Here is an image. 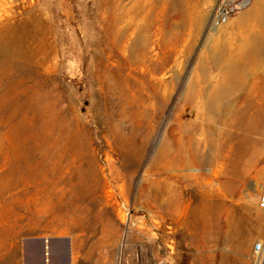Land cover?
Listing matches in <instances>:
<instances>
[{
	"label": "rangeland",
	"instance_id": "374dc122",
	"mask_svg": "<svg viewBox=\"0 0 264 264\" xmlns=\"http://www.w3.org/2000/svg\"><path fill=\"white\" fill-rule=\"evenodd\" d=\"M220 1L0 0L1 33L6 25L19 27L28 19L40 27L42 41L39 69L19 63L12 68L28 86L18 100L9 101L20 113L28 112L26 126L18 120L14 128L23 139L18 148L0 113V232L5 227L12 235L2 264H26L30 256L51 264L43 245L61 238L70 244V264H264V251L254 250L264 243V161L231 166L246 170L228 201L247 244L242 249L207 241L203 226L193 223L203 192L216 194L219 188L214 170L222 163L175 159L201 147L206 129L217 120L208 115L205 102L221 70L246 54L253 40H264V0H252L226 25L214 28ZM260 73L250 88L264 100ZM46 93L63 109L55 110L56 123L68 130L62 138L54 134L60 137L58 150L38 137L50 125L49 110L43 109L48 102H38ZM78 146L86 166V198L39 217L48 195L37 189L52 192L55 201L57 178L27 182L18 177L27 164L44 160L74 173ZM65 147L67 159L57 161L56 153Z\"/></svg>",
	"mask_w": 264,
	"mask_h": 264
},
{
	"label": "bare ground",
	"instance_id": "6f19581e",
	"mask_svg": "<svg viewBox=\"0 0 264 264\" xmlns=\"http://www.w3.org/2000/svg\"><path fill=\"white\" fill-rule=\"evenodd\" d=\"M27 20L26 22L22 21L23 23L21 22L22 24L19 27H17L18 25L13 27L6 25L4 32H0V86H2L3 80H7L4 94L0 96V113L1 116L3 115L4 120L10 123L8 133L14 148L22 145L23 140L22 136L19 133L17 134L14 128L18 124V120L24 123V127L26 126L28 112L20 113V108L11 105L9 101L18 100L20 94L25 93L28 86H24L26 81L20 80L18 74L12 72V68L14 63H19L30 68L39 69L37 58L41 54L40 46L42 41L38 35L40 27L38 28L33 23V20L29 22ZM253 42L251 49L246 54H243L239 60L231 61L225 65V68L221 70L222 75L220 81H218L219 83H217V88L208 96L205 102L208 115L213 119L217 117V120L214 119V125L206 129V138L201 147L187 152L186 155L181 153L175 156L176 161L181 164H185L188 159L193 160L198 165L209 164L212 159L222 163L220 167L214 170V177L218 180L219 188H217L216 194H214V190L203 192L202 203L192 215L194 218L193 223L203 226L207 241L223 240L230 245L236 244L242 249H245L247 244L241 240L239 224L235 217L230 214L232 208L228 201L230 196L237 190L234 183L239 184L242 182L246 170L236 168L231 170V166L233 163L237 164L239 162L258 165L262 160L264 161V100L259 99L257 89L253 90L250 88L252 82L260 79V72L264 73V40H253ZM214 58L221 62L220 55L216 54ZM20 72L22 71L20 70ZM48 73H51V71H48ZM22 86H24V89L21 88ZM55 89V87L52 88V90ZM45 101L49 104L47 103V106L43 109L49 110L47 120L50 125L47 128L42 127L43 130L41 134H38V137L43 141L44 145H54L52 149L58 150L59 138L62 135H67L68 130L63 123L57 124L54 119L55 110L61 109L58 101H55L54 96L51 94H40L38 102ZM60 111H63V109ZM14 121L16 123H13ZM219 125H223L224 128L246 132L232 133L226 130L224 132L220 130V127L218 128ZM57 132L60 133L59 138L54 136ZM204 149L206 150L204 151ZM50 151L48 152L49 156L51 154ZM69 152L70 150L68 151V148L65 147L64 152L56 153L57 158L59 157L57 161L67 159ZM74 152L78 160L74 173L69 171V168L63 166V164L57 163L55 166H50L45 164L44 160V162H36L35 166L27 164L25 171L21 172L22 174L18 177L27 182L31 179L53 182L57 178L54 188L57 187L56 193L59 196H56L57 199L55 201L50 198L52 192L48 194L44 188L37 189L38 193H46L48 195L42 200L39 217H44L48 211L60 210L69 206V203L72 204V202L75 203L86 198V189L88 188L85 187V172L83 171L86 166H83L80 155L82 152L81 146L76 147ZM44 159L49 160L51 158L46 157ZM18 166L23 167V163L18 161ZM9 177H12L11 173H9ZM90 182L92 183V181ZM90 195L92 194L90 193ZM49 200L50 202L48 203ZM220 208L224 209L223 212H220ZM211 229H216V233H212ZM0 236V249H3L12 235L1 233ZM54 250L51 245L48 246L47 254L49 257H52Z\"/></svg>",
	"mask_w": 264,
	"mask_h": 264
},
{
	"label": "built area",
	"instance_id": "2783aa9c",
	"mask_svg": "<svg viewBox=\"0 0 264 264\" xmlns=\"http://www.w3.org/2000/svg\"><path fill=\"white\" fill-rule=\"evenodd\" d=\"M251 4L252 0H221L216 7L212 26L220 28L226 25L234 16L250 7ZM260 208L264 210V195L260 200ZM254 250L257 254H261L264 251L263 243H257Z\"/></svg>",
	"mask_w": 264,
	"mask_h": 264
},
{
	"label": "crops",
	"instance_id": "0c3cea01",
	"mask_svg": "<svg viewBox=\"0 0 264 264\" xmlns=\"http://www.w3.org/2000/svg\"><path fill=\"white\" fill-rule=\"evenodd\" d=\"M2 230L4 231L0 233H11V232H7L5 227ZM67 240H68L67 238L57 239V243L54 245L53 244L51 245V247L55 249L54 253H52L51 264H70L71 263V260H72L71 247H70V244L67 242ZM9 245H12L10 241L9 243H6L3 249H0V257L3 256L0 259V264H2V262L4 261L5 253H7L8 250H10ZM25 263L26 264L28 263L42 264V260L41 259L36 260V258H33L30 256L28 262L25 261ZM14 264H20V263L16 260Z\"/></svg>",
	"mask_w": 264,
	"mask_h": 264
},
{
	"label": "water",
	"instance_id": "95a60500",
	"mask_svg": "<svg viewBox=\"0 0 264 264\" xmlns=\"http://www.w3.org/2000/svg\"><path fill=\"white\" fill-rule=\"evenodd\" d=\"M52 244L54 245L55 243H52ZM41 249H42V248H41ZM47 249H48L47 246H46V245H43V249H42V251H43V255H45V256L48 255V254H47Z\"/></svg>",
	"mask_w": 264,
	"mask_h": 264
}]
</instances>
